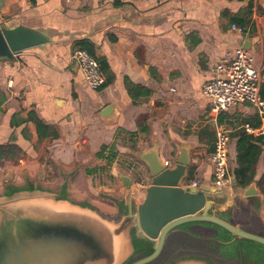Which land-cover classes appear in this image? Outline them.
<instances>
[{
    "label": "crops",
    "instance_id": "1",
    "mask_svg": "<svg viewBox=\"0 0 264 264\" xmlns=\"http://www.w3.org/2000/svg\"><path fill=\"white\" fill-rule=\"evenodd\" d=\"M0 26L48 39L0 61V147L13 148L0 157V196L42 190L118 217L125 202L131 210L141 205L148 188L128 171L136 165L143 176L133 152L158 145L161 159L172 163L185 148L193 167L187 184L211 187L218 127L230 137L231 179L236 134L264 138V122L250 104L216 115L201 93L215 66L243 47L264 95V0H3ZM79 44L99 63L105 79L99 90L72 59ZM37 120L57 136L38 138ZM252 143L261 149L254 178L261 203L256 183L264 175V144ZM119 175L133 181L127 195ZM223 190L229 199L221 208L235 196L252 201L231 184Z\"/></svg>",
    "mask_w": 264,
    "mask_h": 264
},
{
    "label": "water",
    "instance_id": "2",
    "mask_svg": "<svg viewBox=\"0 0 264 264\" xmlns=\"http://www.w3.org/2000/svg\"><path fill=\"white\" fill-rule=\"evenodd\" d=\"M47 42L37 31L0 26V61ZM132 156L144 166L148 188L141 205L131 210L130 200L125 202L118 217L42 190L0 196V264H155L176 244L205 247L201 255H182L167 264H215L209 260L213 255L216 261L235 264L227 252L232 247L241 261L255 258L262 264L258 253L264 248V228L254 182L244 189V196L254 200L247 208H221L226 203L211 199L225 194L221 187L183 188L191 164L185 148L172 163L161 159L158 145ZM119 178L127 195L133 181ZM244 251L255 255L244 257Z\"/></svg>",
    "mask_w": 264,
    "mask_h": 264
},
{
    "label": "built area",
    "instance_id": "3",
    "mask_svg": "<svg viewBox=\"0 0 264 264\" xmlns=\"http://www.w3.org/2000/svg\"><path fill=\"white\" fill-rule=\"evenodd\" d=\"M3 0H0V4ZM135 2H146L147 0H134ZM233 30L242 32L237 27ZM72 59L78 66L87 85L93 90L101 89L105 84L99 63L83 49H75ZM215 75L202 85L201 93L204 99L211 101V112L216 115L227 112L231 108L250 104L257 112L259 118L264 122V99L260 95L261 76L253 67L249 52L238 47L233 56L217 64L214 68ZM230 137L228 132L218 127L215 133L213 151L210 154L212 167L213 187L222 189L231 184L229 173L228 147ZM183 188L198 189L197 181L191 184L184 183Z\"/></svg>",
    "mask_w": 264,
    "mask_h": 264
},
{
    "label": "trees",
    "instance_id": "4",
    "mask_svg": "<svg viewBox=\"0 0 264 264\" xmlns=\"http://www.w3.org/2000/svg\"><path fill=\"white\" fill-rule=\"evenodd\" d=\"M78 48L87 51L92 56L90 49L85 45L79 44ZM261 95L264 99L263 93ZM1 103L2 100H0V104ZM35 125L38 138L41 139L47 135H52L54 138L57 136L54 129L49 128L38 120ZM236 137L238 138V141L236 144V156L234 161L235 166L231 170L232 179L234 181L233 188L245 189L254 182L256 166L261 154V149L256 147L252 142L264 144V138L259 137L253 139L252 137L245 135L243 132H238ZM12 150L13 148L11 147H0V157L12 155ZM189 176V180H193V167L189 169ZM256 184L261 195L264 196V175L257 181Z\"/></svg>",
    "mask_w": 264,
    "mask_h": 264
},
{
    "label": "rangeland",
    "instance_id": "5",
    "mask_svg": "<svg viewBox=\"0 0 264 264\" xmlns=\"http://www.w3.org/2000/svg\"><path fill=\"white\" fill-rule=\"evenodd\" d=\"M136 163L138 165L139 162L136 160L135 164ZM129 167L130 168H129L128 171L133 174L132 176H133L134 181L137 180V179H139V180L141 179L143 181V183H144L145 186L148 185V183H147V180H148L147 179V173H146L145 168L142 171V175L143 176L141 177V174L139 172L138 173L136 172V169H138L136 165L135 166L130 165ZM144 185H142V186H144ZM142 191L144 192V190H142ZM224 192H225L224 195H213L211 197V199L214 202L225 203L226 200H227V198H228V196H227V192L225 190H223V193ZM230 197H233V196L231 195ZM237 199H238L237 197L236 198H233L235 206H241V207H238L239 210L245 209V208H247L249 206V202H239V203H237L238 202ZM261 203L264 204V201H262ZM261 203L258 204L259 207H261ZM135 245L138 246L139 244L138 243H135L134 246ZM204 247H205V245H199V246H197V245L184 244V246H182L181 244L180 245L176 244L175 246H172V248L169 247L166 250L165 254L162 256V258H160V260L157 261L155 264H167V263H169L170 260H173V259H175V257H179V256H182V255H192V254L201 255L203 253L202 251H203V248ZM190 248L191 249H196V251L195 250H190ZM139 250L140 249H136L137 252ZM198 250H200V251H198ZM225 252L226 251L222 250V251H220V254L221 253L222 254H225ZM227 252L230 254V256L232 257V259H234L235 264H249L250 263V262L245 263L244 261H241V260H243L242 256L234 255V252H235L234 247L227 249ZM247 254H248L249 257H251L252 255L253 256L255 255V253H252V251H249V252L244 251L243 252V256L244 257ZM258 257H260V259L262 260V264H264V248H262L261 251L258 253ZM210 259L215 264H226L227 263V261H222V260H219L220 262L219 261H216L214 255L212 257H210L209 260ZM220 259H221V257H220ZM251 262L252 263H250V264H258V262L256 261L255 258H251Z\"/></svg>",
    "mask_w": 264,
    "mask_h": 264
}]
</instances>
